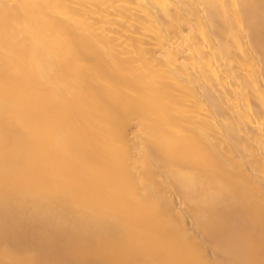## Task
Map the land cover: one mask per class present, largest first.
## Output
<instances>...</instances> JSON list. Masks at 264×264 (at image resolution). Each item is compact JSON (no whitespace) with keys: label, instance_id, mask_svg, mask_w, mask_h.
I'll use <instances>...</instances> for the list:
<instances>
[{"label":"bare ground","instance_id":"obj_1","mask_svg":"<svg viewBox=\"0 0 264 264\" xmlns=\"http://www.w3.org/2000/svg\"><path fill=\"white\" fill-rule=\"evenodd\" d=\"M201 24L239 54L224 84L139 44L187 25L201 56ZM251 103L264 0H0V264H264V138L230 155L226 136Z\"/></svg>","mask_w":264,"mask_h":264},{"label":"rangeland","instance_id":"obj_2","mask_svg":"<svg viewBox=\"0 0 264 264\" xmlns=\"http://www.w3.org/2000/svg\"><path fill=\"white\" fill-rule=\"evenodd\" d=\"M170 9H172V6H169ZM170 14L168 15V17H170L172 14V12H169ZM164 13H160V17L165 19L163 17ZM138 15H140L138 13ZM184 19L186 21H188V18L184 17ZM193 31H205V37L203 36V41L201 42L200 48L202 51V55L200 56V54L198 53H191L190 51H183L186 46L188 45V42L185 41V39H183L184 36H187L189 34V29L187 28V25H184L182 27V30L177 33V35L179 36L178 40L176 42H174L175 40H171L169 42H167V40L170 39V36H168V38L166 40H164V47L160 48L159 46H154L153 44L156 43V40L153 39L151 36H145L139 39V44L141 45V47L144 48H149V49H154L155 50V57H161L162 56V51L164 48L167 47H176V44L180 45V50L181 52L178 54V56L180 57V59L178 60V63H182L185 61L186 62H191L193 65H201V67H205L206 65L210 64L211 62H214V67H218L219 68V83L222 84L223 80H224V71L223 70H228L229 69V65L232 71H236L238 64L241 62L239 54L236 53V50H234L233 47L228 48V49H222L221 47H226L227 45H229V41L224 40L223 44L221 45L220 43H218L217 40H213V36L212 34H210L208 32V26L201 24L199 26L193 27ZM135 42L138 41L134 40ZM173 45H170V43H173ZM169 43V44H168ZM192 45V44H190ZM196 45V44H195ZM195 45H193V47H195ZM129 49H133L132 47H129ZM160 49V50H159ZM195 50V48L193 49ZM227 52L228 56L227 58L220 59L217 52ZM245 52V50H244ZM189 56L188 59H186L185 57ZM198 61V62H197ZM250 68V67H249ZM228 79V78H227ZM228 81H230L228 79ZM249 80L243 81L241 78H238L237 80L234 79V82H240V83H248ZM226 82V81H225ZM224 84V83H223ZM224 87L227 88L228 91H230L233 86H227L225 85ZM215 88H216V92L210 94L209 93V87L208 86H202L201 87V94L202 96L205 98L206 102L208 104H212L213 108L215 110V112L217 113L218 118H220L223 115V110H229L230 108L232 109V106H224L223 107L221 105H216L215 103L212 102L211 97H220L221 96V90L222 88H220V86H218L217 84H215ZM215 104V106H214ZM250 108L252 109V111L254 112V117H252L251 119H253V123L249 124V119H245L242 122V118L241 117H245L246 114L245 112H242L240 114V116H238L237 118L234 117V119L230 122V125L228 127V130L226 131V136L228 137V140L231 144V150H230V155H235V154H239V152L245 150V149H251L254 150V152H256V144H255V139L258 137H263L264 138V113L259 117L256 118L257 116H259V111L257 108H255V106L251 103ZM243 111V110H241ZM235 116V114H234ZM262 155H259V157ZM261 173H257L256 176L258 177H262ZM188 231H190V229H188ZM199 242H203L202 238L198 239ZM58 250L54 249V253H57ZM208 255L210 256V258L215 259L212 255L210 251H207ZM61 257L67 259L69 257L68 252H63L60 254ZM35 262V261H34Z\"/></svg>","mask_w":264,"mask_h":264}]
</instances>
